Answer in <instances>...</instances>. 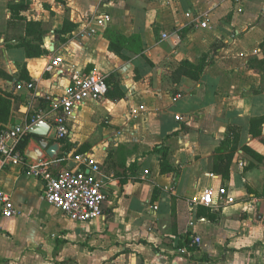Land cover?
Returning a JSON list of instances; mask_svg holds the SVG:
<instances>
[{
    "label": "crops",
    "instance_id": "1",
    "mask_svg": "<svg viewBox=\"0 0 264 264\" xmlns=\"http://www.w3.org/2000/svg\"><path fill=\"white\" fill-rule=\"evenodd\" d=\"M10 2L25 5L20 16ZM106 13L105 29L80 35ZM204 55L202 78L187 75L181 63ZM22 69L32 81L15 84ZM93 69L114 74L126 96L87 101L56 138L54 101ZM0 88L20 100L0 131L42 115L60 145L44 160L29 131L20 149L31 163L56 174L75 164L68 144L87 143L108 181L103 215L79 223L47 201L45 177L4 166L0 189L19 214L5 217L0 200V264H264V141L250 133L264 118V0H0ZM229 128L239 143L225 179L212 168ZM163 152L173 171H161ZM222 186L235 202H200Z\"/></svg>",
    "mask_w": 264,
    "mask_h": 264
},
{
    "label": "built area",
    "instance_id": "2",
    "mask_svg": "<svg viewBox=\"0 0 264 264\" xmlns=\"http://www.w3.org/2000/svg\"><path fill=\"white\" fill-rule=\"evenodd\" d=\"M110 15L95 18V25L89 26L80 32L82 37H93L109 24ZM206 24L203 23V26ZM62 62L56 57L53 65ZM20 88L21 86L18 85ZM106 76L98 69L88 73L76 72L73 80L64 87L60 99L54 101V130L58 139L68 137L70 133L69 122L74 114L90 100H99L108 92ZM44 116H33L31 125L42 120ZM179 119L180 117L177 116ZM29 125H16L0 131V173L4 166L24 165L29 173L35 177H45L46 199L60 212L71 220L79 223L92 221L103 215L104 204L108 198V181L101 174V166L96 157L89 153L73 156V167H68L56 174H49L45 163H31L29 158L20 149V144L29 133ZM214 190L206 191L200 198L205 205L230 204L235 202L230 196L226 186L220 187L217 192V201H214ZM1 211L5 217H15L19 214L11 196L0 189ZM201 238L197 236L195 242ZM185 252L186 249H181Z\"/></svg>",
    "mask_w": 264,
    "mask_h": 264
},
{
    "label": "trees",
    "instance_id": "3",
    "mask_svg": "<svg viewBox=\"0 0 264 264\" xmlns=\"http://www.w3.org/2000/svg\"><path fill=\"white\" fill-rule=\"evenodd\" d=\"M9 8L13 12V14L16 16H20L19 14L21 11L25 9V5L23 3H9ZM35 28L39 35L37 39L41 42L43 38V30L41 28V24L39 22H30L29 23V29ZM74 29V25H64V27L61 29L62 33H67L71 32ZM39 48V46H38ZM46 51V49H42L41 47L38 50L37 54H42ZM212 61V57H209L208 55H204L200 62L198 64L191 63L189 61H183L181 63L184 72L189 75L190 77L194 79H201L203 74L205 73L206 67L210 64ZM22 73L19 74V76L16 78L11 77L10 79L17 84L20 80L25 79L27 82H31L32 78L24 73L26 72L25 69H22ZM107 83H108V92H107V97L112 100H119L122 99L126 96L125 91L122 89L119 81L117 80L116 76L114 74L109 75L107 78ZM20 105V100L17 98L16 95H12L9 92H5L0 88V128L3 126L2 124H6L9 122L12 110L14 108L19 107ZM264 123V118H253L250 122V133L255 136V137H260L263 141L264 138L262 137V125ZM229 135L227 136L219 146V148L216 151L215 159H214V165L212 168V172L216 174H220L223 176V178L228 179L230 178V164L233 160L234 154L238 149V143H239V134L235 132L234 128H229ZM32 136V134H28L25 141L23 142V147L24 144L26 145L27 140ZM89 144L84 143L82 145H78L75 143H69L68 147L66 149V152H70V150H75L73 155L81 154L86 152L89 149ZM245 150L251 151L248 147H244ZM158 151V150H157ZM256 156L260 157L261 159L263 158L261 155L258 153L253 152ZM162 164H161V171L163 173L168 172V171H173V168L168 166V158H167V153L163 152L162 153ZM253 166L252 164L249 166ZM156 189L154 191L153 198H156ZM153 199V200H154ZM209 217L215 218V215L212 213H208ZM174 216V215H173ZM191 240L189 238L186 239L185 245L189 246V248H194L191 244Z\"/></svg>",
    "mask_w": 264,
    "mask_h": 264
},
{
    "label": "water",
    "instance_id": "4",
    "mask_svg": "<svg viewBox=\"0 0 264 264\" xmlns=\"http://www.w3.org/2000/svg\"><path fill=\"white\" fill-rule=\"evenodd\" d=\"M49 130H50V125L42 120L35 123L29 129L30 133L34 135V139L38 144V146L42 150H44L47 154L44 160H48L50 157L51 158L55 157L60 150V145L58 142L50 143V140L46 137L48 135ZM28 155L30 157H35V155L31 152H28ZM39 157H41L40 153L37 158Z\"/></svg>",
    "mask_w": 264,
    "mask_h": 264
},
{
    "label": "rangeland",
    "instance_id": "5",
    "mask_svg": "<svg viewBox=\"0 0 264 264\" xmlns=\"http://www.w3.org/2000/svg\"><path fill=\"white\" fill-rule=\"evenodd\" d=\"M103 15H107V13H106V14L99 15V16H97V17L103 16ZM95 18H96V17H95ZM61 159L63 160V158H61Z\"/></svg>",
    "mask_w": 264,
    "mask_h": 264
}]
</instances>
